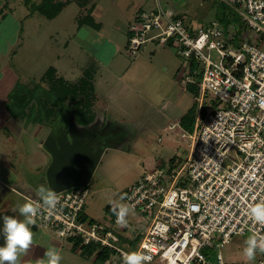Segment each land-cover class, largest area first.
Here are the masks:
<instances>
[{"label":"built area","instance_id":"obj_1","mask_svg":"<svg viewBox=\"0 0 264 264\" xmlns=\"http://www.w3.org/2000/svg\"><path fill=\"white\" fill-rule=\"evenodd\" d=\"M222 1L239 9L242 29L218 20L188 24L162 0L129 23V56L148 42L177 46L190 60L185 88L197 84L203 93L213 92L219 105L201 111L192 132L180 120L168 124L167 130L179 125L190 138L186 158L146 170L124 192V203L134 211L151 213L138 247L123 246L128 226L117 225L115 215L98 219L88 213L87 185L58 191L56 209L41 207L30 227L51 230L73 244L78 240L80 250L94 245V258L109 251L100 264H120L122 253L132 251L149 255L150 264H209L214 254L217 264H236L221 247L236 234L264 235V226L246 215L249 205L264 201V0ZM256 264H264V254Z\"/></svg>","mask_w":264,"mask_h":264},{"label":"rangeland","instance_id":"obj_2","mask_svg":"<svg viewBox=\"0 0 264 264\" xmlns=\"http://www.w3.org/2000/svg\"><path fill=\"white\" fill-rule=\"evenodd\" d=\"M4 1L9 3L4 7L3 1L0 0V9L4 13V19L0 21V57L5 77L12 79L15 86L22 82L33 85L49 67H56L59 74L80 84L84 76L83 66L94 56L98 59V49L103 60H108L114 51L106 48L102 53L101 45L92 43L90 37L87 40L85 36L90 31L96 33V30L86 25L77 30L76 16L79 13H93L98 16L103 11L99 7L107 10H104V13L111 10L112 16H116L121 14L122 9L124 14L121 21L127 23L128 18L135 15L137 8V5L131 4L129 0H91L84 7L78 2H73L58 17L49 19L40 10H33L31 13L32 10L24 0ZM162 2L165 7L181 14L188 24L199 25L218 20L223 26L232 25L238 30L244 25L239 9L222 0ZM157 3L158 0L143 2L144 10L156 8ZM144 10H140L137 17ZM103 32L107 33L104 30ZM248 33L252 34L251 31ZM68 40L69 48L66 46ZM121 57L124 64L136 60V72L132 70L133 79L131 80L127 72L122 73V78H114L108 82L106 79L99 81V90L112 96V107L115 108L112 115L103 114L98 123L93 120L80 123L65 108L50 126L53 130L52 136L57 140H82L87 146L89 179L86 185L90 188V195L86 208L92 217L98 219H105L108 205L124 203V199H120L124 191L146 170H151L169 159L186 158L191 148L190 138L182 136L179 125L172 131L166 130L168 124L189 114L190 110L195 109L197 116L204 109L210 110L219 106L218 100L209 90L203 93L198 85L195 91L186 90L185 78L191 68L190 60L179 54L177 46L160 45L153 41L145 44L137 57L129 56L125 51ZM68 63H73L76 69H68ZM101 68L104 77L110 76L106 67L102 65ZM136 89L143 92L144 98L136 93ZM4 104L0 101V109L5 107ZM120 105H124L130 113L117 111ZM21 128L18 132L13 127V135L11 134L18 143L12 174L16 175L18 172L21 176H26L36 172L35 165L43 161L46 151L51 150L47 144V136L34 135L31 127ZM5 131L6 129L0 127V137L5 138L6 142L8 133ZM8 145L10 146L9 142ZM4 180L12 184L11 180ZM14 201H17L18 205L27 202L7 187L0 191V207L6 202ZM148 214L151 215L150 212L138 211L129 214L127 237L123 239V246L130 249L127 243L138 236L142 238L149 223L146 218ZM19 218L24 219L20 215ZM47 232L54 238L51 247L56 248L62 256L60 264H99L95 262L94 256L86 258L78 253L72 241L59 237L51 230ZM249 235L236 234L229 243L221 247L226 260L236 264H256L261 253L257 252L253 262L246 261L242 254ZM120 264H123V261ZM209 264H217L216 254L210 258Z\"/></svg>","mask_w":264,"mask_h":264},{"label":"crops","instance_id":"obj_3","mask_svg":"<svg viewBox=\"0 0 264 264\" xmlns=\"http://www.w3.org/2000/svg\"><path fill=\"white\" fill-rule=\"evenodd\" d=\"M2 1L4 3L3 4L4 7L7 6V4L9 3V2L8 3L5 2L4 0H2ZM35 1H40V0H35ZM88 1L90 2L91 0H88ZM88 1L86 2V4L88 3ZM113 1L117 2L118 0H113ZM129 1L131 4L132 3L136 4L137 8L135 11V15L133 17L131 16V18H128L127 23H123L121 21L122 15L124 14V11L122 9H121V14L118 13L116 16H112L113 12L111 10H108V12L104 13V10L105 11H107V10L103 9L101 7H99V8L103 11L100 13L98 12L99 13L98 16L94 15L93 13L92 14H90V13L89 14L88 13H86V14L85 13L84 14L79 13L76 16V19H77L79 16L91 15L95 19V21L99 23V27H93L89 24H83V25L78 24L77 30H80V27H82L84 25L93 27V29L96 30V33H94V31H90L89 34H87L85 36L87 38V40L90 37L91 40L93 41L92 43H96V44L98 43L99 45H101L100 47H102V53L106 48L109 51L111 49H113V51H114L112 56L108 60H103L101 58V56H99V55H101V52L98 49V54H99L98 59L95 56L92 57L89 60V62L83 66V70H82V71H84L85 68H87L90 65L94 66V68H95V75H94V79H93L94 84H95V94H94V104H93V111H94L95 118L93 121L97 122V123L99 122V118L103 114L112 115V110L115 109L112 107V104H113L112 96L99 90V81H103V79H106L108 82L109 80H113L114 78H122V77H124L123 74H125L127 72L129 74V77H131V80H132L133 79L132 74H134L136 72V70H135L136 67H134V63H136V60H133L132 62H126L124 64V62H123L124 59L121 57V54L124 51L126 52V45L128 43V35H129V32H128L129 24L128 23H130L136 19L137 14L140 10H144L143 2L148 1V0H129ZM73 2H78V1L74 0L71 3H73ZM71 3L67 4L63 8V10L55 17H58L60 14H62V12ZM80 6L84 7L82 5H80ZM1 11H3V10L0 9V19H1L0 21H3L4 13H2ZM31 13H33V12H31ZM49 19H53V18H49ZM106 28H108V29H106ZM0 29H2V28H0ZM103 30L106 31L107 33L105 34V32H103ZM66 46L69 48V40L66 42ZM109 47H111V48H109ZM124 56H126V55H124ZM102 65L108 69V71H109L108 75H110V76L104 77L103 69L101 68ZM67 68L71 69V70L76 69V67L73 65V63H70V64L68 63ZM132 70L134 71V73L132 72ZM64 77L66 79H68L66 76H64ZM7 78L8 77H5L4 68L2 67L1 57H0V101L5 103L4 104L5 107L0 109V127L2 129H6L5 133L6 132L8 133L7 134L8 140L7 141L10 143V146H11V148H10V146L8 145V142L7 141L5 142V140H4L5 138L0 137V182H1L0 191L4 190L7 187L8 189L15 192L16 196L22 197L27 202H33L35 199L39 198L36 195V191L40 186L50 188L49 183H48V179H47V169L52 162L53 156H52V153L50 151H46V153L44 154V157H43V161L41 163H39L38 165H35L36 166L35 167L36 172H33V169H32L33 173H30L29 175H26V176H21V174H19L18 172L15 173L16 175H13L12 174L14 172L13 167H15V163H16V161L14 162V156L18 150V143H16L14 141V137L11 136V134L14 131L13 127H15L18 132H20V129H22L21 127H23V128L24 127L25 128L31 127L30 130H32L34 135L40 136V137L45 135L48 138L49 136H52L53 130L51 129V127L49 125H44L41 123H26L24 120H22L20 118H13L9 115V112L6 108V104L10 99V96H11L13 89L15 88V85H14L15 83L12 81V79L10 80ZM68 80H70V79H68ZM190 85H192V84H190ZM186 90L189 91L190 89L186 88ZM135 91L139 96L144 98L143 92H141V91L138 92L139 90H137V89ZM130 103L132 104V102H129V104ZM123 106L124 105H120L119 108H117L116 110L117 111L120 110L126 114L130 113L129 110ZM133 106H134V104H133ZM140 107L141 106H139V108ZM133 109L135 110V108H133ZM141 109L142 108H140L139 110H141ZM197 117H198V115H197ZM197 117H196V119H197ZM178 120H180V119H178ZM21 123L23 125H21ZM195 124H196V122H195ZM166 127H165V129L167 130ZM57 141H59V140H57ZM41 146H43V145H41ZM15 160H16V158H15ZM138 178H136L134 180V182ZM4 179L11 180L10 183H12V184H9L8 181L4 182L5 181ZM4 185H5V187H3ZM17 201L16 202L15 201L10 202V203L6 202V204H4L3 206L0 207V211L5 210V209H9L12 211L13 209H16L18 206ZM111 206H113V205H111ZM15 213H16V217L18 219H20L19 218V212L17 211ZM30 228L33 231V233L35 234L34 235V243H33L32 247L30 248V250L26 254L21 255L20 264H36L37 260H40V259L46 260L44 253L49 247H51L53 245L54 238L50 233L47 232L46 229L43 230V229H37L34 227L33 228L30 227ZM77 252L80 253L79 248H77Z\"/></svg>","mask_w":264,"mask_h":264},{"label":"trees","instance_id":"obj_4","mask_svg":"<svg viewBox=\"0 0 264 264\" xmlns=\"http://www.w3.org/2000/svg\"><path fill=\"white\" fill-rule=\"evenodd\" d=\"M32 10H40L47 18H54L63 8L74 0H24ZM84 6L88 0H77ZM78 24H89L99 27V23L91 15L78 17ZM83 81L74 83L58 73L56 67H49L33 85L18 83L13 89L10 99L6 104L9 115L13 118H20L26 123H41L44 125L53 124L60 117L66 108L77 122L89 123L94 120L93 111L95 84L94 66H88L83 71ZM190 85V84H189ZM187 88L198 89L197 84H192ZM196 111L190 110L189 114L180 119L181 126L192 132L196 122ZM112 206L106 207L107 213L112 214ZM124 239V238H123ZM141 237L133 238L129 242L130 249H136ZM79 241L74 243V249L79 247ZM96 252L94 245H83L80 254L86 258L93 256ZM109 251H98L95 262L102 263L109 257Z\"/></svg>","mask_w":264,"mask_h":264},{"label":"clouds","instance_id":"obj_5","mask_svg":"<svg viewBox=\"0 0 264 264\" xmlns=\"http://www.w3.org/2000/svg\"><path fill=\"white\" fill-rule=\"evenodd\" d=\"M36 195L42 203L25 202L18 205L13 212H19L24 219H18L5 215L3 216L2 234L4 245L0 246V264H20L21 255L26 254L34 243V233L30 225L36 223L35 217L40 213L41 207L54 211L59 204L57 192L52 188L40 186ZM121 200L124 199L122 196ZM116 217V224L126 227L128 224L127 217L134 212V206L126 203H115L111 208ZM246 215L251 223L264 226V201L256 202L248 206ZM243 248V256L246 261L253 262L257 252L264 254V235L253 233L248 236ZM45 259L36 261V264H60L62 256L60 252L49 247L45 253ZM123 264H150L151 257L141 251H132L122 253Z\"/></svg>","mask_w":264,"mask_h":264},{"label":"water","instance_id":"obj_6","mask_svg":"<svg viewBox=\"0 0 264 264\" xmlns=\"http://www.w3.org/2000/svg\"><path fill=\"white\" fill-rule=\"evenodd\" d=\"M47 144L52 152V162L47 169V179L50 188L58 192L66 188L86 185L89 179L87 161L89 153L82 140L75 142L57 141L49 136ZM16 217V213L9 210L0 211V246L4 245L3 216Z\"/></svg>","mask_w":264,"mask_h":264}]
</instances>
